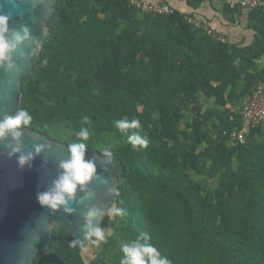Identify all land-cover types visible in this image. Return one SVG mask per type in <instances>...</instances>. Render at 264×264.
Instances as JSON below:
<instances>
[{
	"label": "trees",
	"instance_id": "obj_1",
	"mask_svg": "<svg viewBox=\"0 0 264 264\" xmlns=\"http://www.w3.org/2000/svg\"><path fill=\"white\" fill-rule=\"evenodd\" d=\"M207 1L221 4L231 25L247 10L226 0H186L193 10ZM247 17L255 39L243 46L217 41L179 10L57 1L20 108L33 116L29 129L52 140L88 127L86 148L101 155L111 146L120 184L100 226L113 233L94 260L87 263L83 247L56 227L50 252L34 264H119L121 242L143 232L172 264H264V126L244 144H229L242 128L244 98L264 84V6ZM84 115L90 125L81 124ZM123 117L141 122L146 149L133 150L114 128Z\"/></svg>",
	"mask_w": 264,
	"mask_h": 264
},
{
	"label": "water",
	"instance_id": "obj_2",
	"mask_svg": "<svg viewBox=\"0 0 264 264\" xmlns=\"http://www.w3.org/2000/svg\"><path fill=\"white\" fill-rule=\"evenodd\" d=\"M57 1L0 0V13L12 16L10 27L19 29L21 25H26L31 35L42 41L39 58L21 59V52L30 51L27 44H23L14 54L18 69L8 73L0 68V118L6 113H15L21 106L23 81L32 74L41 59L44 43L50 38L49 23L56 12ZM37 143H51V152L37 156L32 167L23 170L18 168L15 158L8 159L6 150L0 145V264H34L39 253L50 252L52 233L56 227L67 230L73 240L82 239L83 214L87 207L99 204L105 208L106 214L100 221L101 226L111 213L116 198L109 194V188L115 186L116 180L117 188L120 184V173L114 159L105 171L101 155L86 148L85 158L96 157L97 172L101 177L108 178V186L101 185L99 181L93 182L90 188L96 193L94 200H86L84 205L74 203L72 207L76 211L72 215H66L63 211L51 214L38 203L36 195L46 190L56 177L59 161L67 158V145L40 132L26 129L24 151L32 150ZM37 234L40 239L33 249L32 243Z\"/></svg>",
	"mask_w": 264,
	"mask_h": 264
},
{
	"label": "clouds",
	"instance_id": "obj_3",
	"mask_svg": "<svg viewBox=\"0 0 264 264\" xmlns=\"http://www.w3.org/2000/svg\"><path fill=\"white\" fill-rule=\"evenodd\" d=\"M12 16L6 13H0V68L8 73H12L18 69L14 54L21 45L27 44L30 51L21 52L20 57L23 60H31L39 58L42 48V41L31 35L30 29L26 25H21L19 29L10 27ZM43 65L47 64V60L42 61ZM243 114V113H242ZM33 121V116L27 109L19 108L13 114H4L0 118V145L6 150L8 159L15 158L19 169L25 167L31 168L32 162L37 156H42L45 152H51V143L34 144L32 150L24 151V133L29 130ZM82 125H90L91 118L87 115L81 117ZM115 129L122 136L127 137V142L132 146L133 150L146 149L148 147V139L146 135H142L141 122L138 119L129 120L127 117L113 121ZM76 141L67 145V158L60 160L57 166V175L47 186L46 190L37 192L36 198L38 203L51 214L63 211L66 215H72L76 209L72 205H84L86 200H94L96 193L90 188L93 182L99 181L101 185L107 187L109 180L101 177L97 172V159L91 157L86 159V147L90 138V130L88 127H81L76 133ZM104 164V170L113 162V152L111 146L103 148L101 157ZM44 162H46L44 160ZM118 181L115 186L109 188L111 196L119 195L117 188ZM83 194V195H80ZM79 196V199H77ZM113 213L123 216L126 211L122 208H114ZM106 214L105 208L99 204L88 206L83 214L84 223L82 225V239H74L71 241L73 246L80 245L83 247L85 243L98 245L101 242H107V236L100 227V221ZM40 239L39 234L36 235L34 244ZM152 237L148 232H143L139 237L121 242V252L123 255L119 260V264H172V261L162 253V251L154 244L150 243Z\"/></svg>",
	"mask_w": 264,
	"mask_h": 264
},
{
	"label": "built area",
	"instance_id": "obj_4",
	"mask_svg": "<svg viewBox=\"0 0 264 264\" xmlns=\"http://www.w3.org/2000/svg\"><path fill=\"white\" fill-rule=\"evenodd\" d=\"M131 4L138 10L147 12H157L160 14H172L177 8L174 5V1L152 2L148 0H129ZM226 3L231 8H243L247 10L257 9L260 6H264V0H226ZM186 20L193 27L203 30L206 34L213 37L217 41L222 43L228 42L226 35L220 30L218 24L213 23L211 20H207L202 17H198L194 14L183 13ZM243 124L240 130H235L230 138V146L237 144H244L247 137L250 135L251 130L259 126H264V84L260 83L256 85L252 93L243 100L242 104Z\"/></svg>",
	"mask_w": 264,
	"mask_h": 264
},
{
	"label": "rangeland",
	"instance_id": "obj_5",
	"mask_svg": "<svg viewBox=\"0 0 264 264\" xmlns=\"http://www.w3.org/2000/svg\"><path fill=\"white\" fill-rule=\"evenodd\" d=\"M154 2V1H152ZM181 4H184L183 2H181ZM222 12L221 9L220 10H217L216 7L214 9H212V7L210 6V2L207 1V3L204 4V6L202 8H200L199 12H196L197 14L196 15H199L207 20H212L213 23H222V20H223V16L221 13L219 12ZM204 13H209L210 15L209 16H206ZM204 14V15H203ZM215 21V22H214ZM223 28L224 30L227 32L229 38H231L233 41L236 42V41H239L240 42V39H235L233 33L238 31V27H234L232 25H228V24H224L223 25ZM243 30H245L244 27H242ZM252 38H253V34H252ZM233 42V43H235ZM245 44H247L248 40L244 41ZM229 107V106H228ZM66 135H68V137H56V136H51L53 137V139L63 143L64 140H72L73 138L75 139L76 136L72 133V131L66 133ZM77 139V138H76ZM105 233H106V236L108 235H111L113 233V229H105L104 230ZM108 240V239H107ZM105 242H101L100 244L98 245H92L90 243H85V245L83 246V250H82V255H83V258L84 260L87 262V263H90L92 260H94L97 256V253L100 251L101 247H102V244H104Z\"/></svg>",
	"mask_w": 264,
	"mask_h": 264
},
{
	"label": "crops",
	"instance_id": "obj_6",
	"mask_svg": "<svg viewBox=\"0 0 264 264\" xmlns=\"http://www.w3.org/2000/svg\"><path fill=\"white\" fill-rule=\"evenodd\" d=\"M149 1H154V2H160V1H171V2H173L172 0H149ZM181 2H183L184 4H181ZM174 3V5H175V7L177 8V10H179V11H181L182 13H190V14H194V15H196L197 13L196 12H199V10L200 9H198V10H193L192 8H190L188 5H187V2H186V0H176V1H174L173 2ZM207 3V2H206ZM210 6H211V4H210ZM212 7V6H211ZM216 7V9L217 10H220L221 9V4L220 5H217V6H215ZM215 7H212V9H214ZM217 12H219V11H217ZM219 13H221L222 14V16H223V13L222 12H219ZM206 16H209L210 14L209 13H204ZM203 14V15H204ZM247 14H248V10H246L244 13H243V16L241 17V23L239 24V25H232V26H234V27H238V31H236V32H234L233 33V35H234V37H235V39H240V42L239 41H234V39H233V41H231L232 39L231 38H229V36H228V34H227V32L224 30V28H223V25L226 23V24H228V25H231L228 21H226V19L224 18V16H223V20H222V23H216L215 21V23L216 24H218V26H219V28H220V30L226 35V37H227V39H228V41L231 43V42H235V43H238V44H241V45H243V46H248V45H251L252 43H253V41H254V39H255V36H254V32L253 31H251V30H249V29H247ZM196 16H198V17H201V16H199V15H196ZM203 18V17H202ZM212 21V20H211ZM213 22V21H212ZM242 27H244L245 28V30H243L242 29ZM252 34H253V38H252ZM246 40H248V42H247V44H245V42L244 41H246ZM246 97H248V96H246ZM245 97V98H246ZM244 98V99H245Z\"/></svg>",
	"mask_w": 264,
	"mask_h": 264
}]
</instances>
